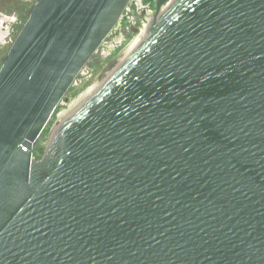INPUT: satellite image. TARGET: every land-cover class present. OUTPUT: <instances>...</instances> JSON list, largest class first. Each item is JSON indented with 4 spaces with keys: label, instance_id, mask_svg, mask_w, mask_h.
<instances>
[{
    "label": "water",
    "instance_id": "95a60500",
    "mask_svg": "<svg viewBox=\"0 0 264 264\" xmlns=\"http://www.w3.org/2000/svg\"><path fill=\"white\" fill-rule=\"evenodd\" d=\"M132 1L36 0L1 56L0 264H264V0H156L35 150Z\"/></svg>",
    "mask_w": 264,
    "mask_h": 264
},
{
    "label": "rangeland",
    "instance_id": "374dc122",
    "mask_svg": "<svg viewBox=\"0 0 264 264\" xmlns=\"http://www.w3.org/2000/svg\"><path fill=\"white\" fill-rule=\"evenodd\" d=\"M36 0H0V59L7 52L12 40L15 38L20 26L25 22L27 6L33 4ZM155 1L133 0L123 17L112 30L104 43L95 52L93 57L84 66V71L77 77L68 93L58 105L48 125L42 132L36 149L46 147L49 140L50 132L55 127L56 120L66 109H69L71 102L86 93L98 80L101 72L106 68L108 63L113 59H118L143 32L148 24V13L155 10ZM150 19V18H149ZM143 22L145 24L143 25ZM136 26L138 32L132 30ZM1 66V61H0Z\"/></svg>",
    "mask_w": 264,
    "mask_h": 264
},
{
    "label": "bare ground",
    "instance_id": "6f19581e",
    "mask_svg": "<svg viewBox=\"0 0 264 264\" xmlns=\"http://www.w3.org/2000/svg\"><path fill=\"white\" fill-rule=\"evenodd\" d=\"M167 6V5H166ZM166 6H164L163 8H166ZM154 13V12H153ZM153 14L151 16V18L149 19L148 23L152 20ZM148 25V24H147ZM147 27V26H146ZM146 30V28H145ZM145 30L143 32H141L139 34V36H137L135 38V40L131 43V45L128 47L127 51L124 52V54H122L119 58H118V62H120L123 58H125L128 54H130L140 43V41L142 40L144 34H145ZM98 82V81H97ZM96 82V83H97Z\"/></svg>",
    "mask_w": 264,
    "mask_h": 264
},
{
    "label": "built area",
    "instance_id": "2783aa9c",
    "mask_svg": "<svg viewBox=\"0 0 264 264\" xmlns=\"http://www.w3.org/2000/svg\"><path fill=\"white\" fill-rule=\"evenodd\" d=\"M128 7H129V6H128ZM127 9H128V8H127ZM127 9H126V10H127ZM149 13H153V12H152V11H150ZM145 20H148V18L146 17V19H145ZM144 24H145V22H143V25H144ZM138 29H140V28H138ZM12 41H13V40H12ZM83 69H84V68H83ZM83 69H82V70H81V72H80L81 74H82V73H83V71H84ZM80 73H79L78 75H80ZM77 77H78V76H77ZM77 77H76V79L74 80V83H76V82H77ZM74 83H73V84H74ZM73 84H72V85H73Z\"/></svg>",
    "mask_w": 264,
    "mask_h": 264
},
{
    "label": "flooded vegetation",
    "instance_id": "af4514ba",
    "mask_svg": "<svg viewBox=\"0 0 264 264\" xmlns=\"http://www.w3.org/2000/svg\"><path fill=\"white\" fill-rule=\"evenodd\" d=\"M152 14H153V13H148V20H149V18H151ZM137 28H138V27L133 26V27H132V30L134 31V30L137 29Z\"/></svg>",
    "mask_w": 264,
    "mask_h": 264
},
{
    "label": "trees",
    "instance_id": "16d2710c",
    "mask_svg": "<svg viewBox=\"0 0 264 264\" xmlns=\"http://www.w3.org/2000/svg\"><path fill=\"white\" fill-rule=\"evenodd\" d=\"M146 1H151V0H146Z\"/></svg>",
    "mask_w": 264,
    "mask_h": 264
}]
</instances>
